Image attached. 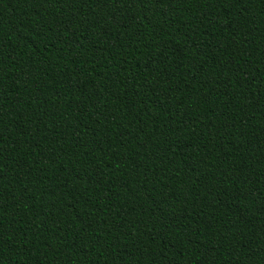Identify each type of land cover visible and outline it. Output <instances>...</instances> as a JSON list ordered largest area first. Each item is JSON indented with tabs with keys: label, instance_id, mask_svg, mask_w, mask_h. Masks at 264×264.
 <instances>
[{
	"label": "trees",
	"instance_id": "trees-1",
	"mask_svg": "<svg viewBox=\"0 0 264 264\" xmlns=\"http://www.w3.org/2000/svg\"><path fill=\"white\" fill-rule=\"evenodd\" d=\"M0 264H264V0H0Z\"/></svg>",
	"mask_w": 264,
	"mask_h": 264
}]
</instances>
